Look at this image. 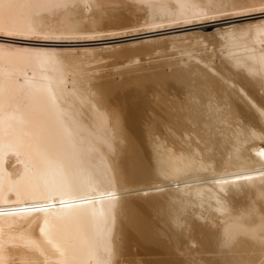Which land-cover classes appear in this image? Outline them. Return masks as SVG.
<instances>
[{"label": "bare ground", "instance_id": "6f19581e", "mask_svg": "<svg viewBox=\"0 0 264 264\" xmlns=\"http://www.w3.org/2000/svg\"><path fill=\"white\" fill-rule=\"evenodd\" d=\"M263 11L0 0V264H264V17L170 34L183 56L147 65L157 37L52 45Z\"/></svg>", "mask_w": 264, "mask_h": 264}, {"label": "rangeland", "instance_id": "374dc122", "mask_svg": "<svg viewBox=\"0 0 264 264\" xmlns=\"http://www.w3.org/2000/svg\"><path fill=\"white\" fill-rule=\"evenodd\" d=\"M258 14H256V13H254L253 14V16H252V14L250 15V14H247L246 16L245 15H237V16H229V17H222L221 19L220 18H217V19H212V20H207V21H202V22H197V23H192V25L191 24H189V26L188 25H180V26H174V27H168V28H165V29H157V30H153L152 32L151 31H148V32H142V33H140V32H135V33H131V34H129V35H121V36H115V37H105L104 36V38L102 39V38H100V39H96V40H98V41H94V40H90V42L88 41H85V40H73V41H71V40H65V41H58V42H53L52 43V45H54V46H56V47H59V48H62V49H65V48H75V47H83L84 45L85 46H89V47H93V46H99V45H102V44H104L105 46H106V44L108 43V45L110 44H118V42H119V44L121 43V44H123V43H129V41H133L134 39L135 40H137V41H140V40H143V41H145V40H147L149 37L150 38H153V37H157V38H160L161 36V38H160V40L159 39H157V38H154V41L153 40H148V41H146V43H142V44H145L146 46H149V47H155V46H157V45H161V47L163 48V52H161V50H159V51H157V50H151L148 54H145V56L144 55H141V62L140 63H142L143 65L145 64V65H147V63L149 62V61H154V60H164V58L165 59H170L171 57H172V55L174 54V53H176L175 51H176V49H173V45H175V44H173L174 43V41L172 40V41H170L171 40V35L170 34H180V33H183L184 31L185 32H189V31H197V30H203L204 32H209V31H211L213 28L215 29V27L217 28V27H220V26H222V25H226V24H231V23H238V22H240V21H243V20H245V21H247V20H251V19H255V18H261V16L262 17H264V11L263 12H257ZM261 13V14H260ZM241 16V17H240ZM229 19V20H228ZM216 21V22H215ZM183 26V27H182ZM186 26V27H185ZM180 27H182V28H180ZM174 28V29H173ZM176 28V29H175ZM178 28V29H177ZM167 29H169V30H167ZM189 29V30H188ZM192 29V30H191ZM206 30V31H205ZM158 31V32H157ZM179 32V33H178ZM184 32V33H185ZM148 33V34H147ZM165 33H166V35L167 36H163V35H165ZM168 33H169V38H168ZM163 34V35H162ZM152 36V37H151ZM191 36H193V35H189V36H187L188 37V39H189V42L187 41L188 39L186 38V37H184L185 39H186V41H185V43H191L193 40H190L191 39ZM121 37V38H120ZM143 37V38H142ZM190 37V38H189ZM115 38V39H114ZM144 38H145V40H144ZM194 38H198L197 36L196 37H194ZM193 38V39H194ZM156 39L157 40H159V41H156ZM182 39H183V37H182ZM182 39H181V41H182ZM185 39H183V40H185ZM134 40V41H135ZM167 40H169V41H167ZM118 41V42H117ZM133 41V42H134ZM15 42H23L22 40H19V39H16L15 40ZM25 42V41H24ZM117 42V43H116ZM170 42L172 43V44H170ZM176 42V41H175ZM179 42H180V40H179ZM178 42V43H179ZM183 42V41H182ZM182 42H180L179 44H182ZM32 43H35V42H32ZM93 44V45H92ZM169 44V45H168ZM104 45H102V46H104ZM172 47H171V46ZM134 46H137V45H135V43L134 44H131V45H124V46H121L120 48H118L117 50H127V49H129V48H132V47H134ZM168 46H170L171 48H172V50L170 49V47H168ZM199 46V47H198ZM196 45L195 47H194V49H196V51H192L193 53H199V51L201 50H203L200 46H202V45ZM206 46V45H205ZM168 47V48H167ZM203 47H204V45H203ZM199 48H201V49H199ZM170 49V50H169ZM198 49V50H197ZM205 50V49H204ZM200 51V52H201ZM157 52V53H156ZM155 53V54H154ZM158 53H160L161 55H157ZM150 54V55H149ZM162 54H164V55H166L165 57L162 55ZM172 54V55H171ZM181 55H182V53H180ZM180 54L178 55V53L177 54H174L175 56H173V57H177L176 55H178V56H180ZM168 55V56H167ZM162 56V57H161ZM169 56H171V57H169ZM183 56V55H182ZM151 57H153V59L151 58ZM157 57H160V58H156ZM172 57V58H173ZM143 59H145V60H143ZM146 61V62H145ZM126 61H124V63H125ZM119 64V66H117L118 64ZM120 63H121V65H120ZM122 61H113L112 60V58H107V59H105V60H101V61H99L97 64H98V71L99 72H101V73H115L117 70H118V68L119 67H121L122 68ZM100 64V65H99ZM114 64H115V66H114ZM126 64V63H125ZM101 66V67H100ZM100 67V68H99ZM115 67V68H114ZM121 68H119V69H121ZM106 69V70H105ZM137 202H138V204H137V206H136V211H137V213L138 214H140L141 216H145V215H147V214H150V211H151V209H153V206L150 204V203H148V199H146L145 197H137ZM155 256H157V257H160V256H164V255H155Z\"/></svg>", "mask_w": 264, "mask_h": 264}]
</instances>
